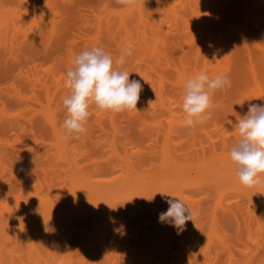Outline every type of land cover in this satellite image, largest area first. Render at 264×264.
Returning <instances> with one entry per match:
<instances>
[{
	"label": "rangeland",
	"instance_id": "rangeland-1",
	"mask_svg": "<svg viewBox=\"0 0 264 264\" xmlns=\"http://www.w3.org/2000/svg\"><path fill=\"white\" fill-rule=\"evenodd\" d=\"M92 46L134 49L138 111L92 105L62 140L64 76ZM262 54L264 0H0V264H264V188L229 158ZM200 71L232 87L191 130L183 85ZM166 194L192 211L179 234L159 222Z\"/></svg>",
	"mask_w": 264,
	"mask_h": 264
},
{
	"label": "clouds",
	"instance_id": "clouds-1",
	"mask_svg": "<svg viewBox=\"0 0 264 264\" xmlns=\"http://www.w3.org/2000/svg\"><path fill=\"white\" fill-rule=\"evenodd\" d=\"M116 2L122 6H133L138 0ZM133 53L134 49L126 46L114 61L103 48L92 46L74 56L73 67L64 76V86L69 93L62 99L67 113L61 125L65 130L62 140L69 136L79 138L87 133L85 125L92 105L113 113L137 110L143 86L139 80L130 79L131 72L125 67L126 58ZM231 87L232 80L227 74L210 77L205 71H200L187 79L181 103L183 126L195 130L211 120L214 94L217 91L227 92ZM239 105L243 107V103ZM238 117L235 123L238 139L231 145L229 158L236 166V175L242 186L264 188V104L249 103L247 112ZM166 195L171 197L166 200L169 207L159 214V222L170 224L179 234L187 221H193L192 211L176 195Z\"/></svg>",
	"mask_w": 264,
	"mask_h": 264
},
{
	"label": "bare ground",
	"instance_id": "bare-ground-1",
	"mask_svg": "<svg viewBox=\"0 0 264 264\" xmlns=\"http://www.w3.org/2000/svg\"><path fill=\"white\" fill-rule=\"evenodd\" d=\"M137 3H138V2H137ZM258 3H259V2H258ZM123 14H124V13H123ZM123 22H124V21H123ZM251 31H252V30H251ZM142 38H143V37H142ZM247 51H248V50H247ZM249 52L251 53V51H249ZM249 52H247V53L249 54ZM254 53L256 54V52H252V55H251L252 58H251V56H250V58H251L252 60H253V57H254V55H255ZM226 55H227V54H226ZM246 55H247V54H246ZM249 55H250V54H249ZM262 55H263V54H262ZM262 55H261V56H262ZM256 56H257V55H256ZM256 56H255V58H257ZM261 56H260V57H261ZM263 56H264V55H263ZM246 57H247V56H246ZM247 58H248V57H247ZM255 58H254V60L256 61ZM263 58H264V57H263ZM260 59H261V58H260ZM260 59H259V61H260ZM263 60H264V59H261V61H262L261 63H263ZM246 62L248 63L247 60H246ZM250 62H252V61H250ZM250 62H249V64H250ZM252 63H256V62H252ZM252 63H251L250 65H248V66H251ZM258 64H259V63L254 64V65L257 67ZM254 65H253V66H254ZM248 69H250V68L248 67ZM252 69H253V68H252ZM256 69H257V68H256ZM256 69H255V67H254V70H256ZM254 70H251V69H250V70H249L250 74H251V72L254 71ZM259 70H260V68H259ZM257 72H258V71L256 70L255 73H257ZM253 74H254V73L252 72L251 76H252ZM252 79H254L253 76H252ZM257 79H258V77L256 78V80H257ZM59 81H60V80H59ZM251 81H252V80H251ZM253 81H255V80H253ZM258 81H259V80H258ZM258 81H257V82H258ZM255 82H256V81H255ZM261 84H262V82H261ZM261 84H260V85H261ZM263 84H264V83H263ZM250 85H251V84H250ZM252 86H253V85H252ZM252 86H251V87H252ZM255 86H257V84H255L254 87H255ZM255 88H256V87H255ZM257 88H258V87H257ZM263 88H264V87H263ZM249 90H252V89L250 88ZM254 90H255V89H254ZM254 90H253V91H254ZM256 90H257V89H256ZM256 90H255V91H256ZM258 90H261V89L258 88ZM258 90H257V92H258ZM248 92H251V91H248ZM257 92H256V93H257ZM259 92H261V91H259ZM262 92H263V90H262ZM249 95H250V94H248L247 96H249ZM258 95H259V94H258ZM259 96H261V95H259ZM244 97H246V96H244ZM251 97H252V95L249 97V100L255 98L254 95H253V98H251ZM261 97H263V99H259V101H261L259 104H262V102H263V104H264V94H262ZM261 97H259V98H261ZM250 98H251V99H250ZM255 100H256V98H255ZM242 101H245V100H242ZM251 101H252V100H251ZM251 101H250V102H251ZM253 101H254V100H253ZM253 101H252V102H253ZM259 101H258V102H259ZM242 103H245V102H242ZM247 103H249V102L247 101ZM253 103H256V102L254 101ZM239 104H241V100H240ZM239 104H238V105H239ZM246 105H247V104H246ZM239 106H240V105H239ZM247 106H248V105H247ZM45 114H48V113H45ZM47 116H48V115H47ZM47 116H46V117H47ZM50 117H51V116H50ZM52 123H53V125L55 124L54 121H52ZM226 139H227V138H226ZM231 141H232V140H231ZM224 142H225V141H224ZM221 145H223V143H222ZM223 148H224V147H223ZM232 260H233V259H232ZM187 261H188V260H187ZM232 264H233V263H232Z\"/></svg>",
	"mask_w": 264,
	"mask_h": 264
}]
</instances>
